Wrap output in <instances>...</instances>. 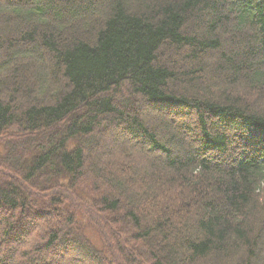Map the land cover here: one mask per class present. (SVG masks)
<instances>
[{"label": "trees", "instance_id": "1", "mask_svg": "<svg viewBox=\"0 0 264 264\" xmlns=\"http://www.w3.org/2000/svg\"><path fill=\"white\" fill-rule=\"evenodd\" d=\"M0 264H264V0H0Z\"/></svg>", "mask_w": 264, "mask_h": 264}, {"label": "rangeland", "instance_id": "2", "mask_svg": "<svg viewBox=\"0 0 264 264\" xmlns=\"http://www.w3.org/2000/svg\"><path fill=\"white\" fill-rule=\"evenodd\" d=\"M111 135L110 134H108V136H107V142L109 141H111ZM109 142H108V144H106V145H104L106 148H108V149H111L112 148V145H111V143L109 144Z\"/></svg>", "mask_w": 264, "mask_h": 264}]
</instances>
